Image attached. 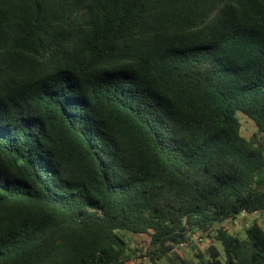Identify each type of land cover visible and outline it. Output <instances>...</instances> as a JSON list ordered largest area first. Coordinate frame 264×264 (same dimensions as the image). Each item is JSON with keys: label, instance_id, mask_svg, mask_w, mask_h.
I'll return each instance as SVG.
<instances>
[{"label": "trees", "instance_id": "trees-1", "mask_svg": "<svg viewBox=\"0 0 264 264\" xmlns=\"http://www.w3.org/2000/svg\"><path fill=\"white\" fill-rule=\"evenodd\" d=\"M263 213L264 0H0V264H264Z\"/></svg>", "mask_w": 264, "mask_h": 264}, {"label": "rangeland", "instance_id": "rangeland-1", "mask_svg": "<svg viewBox=\"0 0 264 264\" xmlns=\"http://www.w3.org/2000/svg\"><path fill=\"white\" fill-rule=\"evenodd\" d=\"M242 125H243L242 134L246 137L249 136V134L254 129L252 123L248 120H242ZM263 217H264V213H263ZM252 218L253 217L245 216L239 219V223L231 224V222H228L225 224V226L229 230L230 233L238 234L241 238H245L244 227L252 222L253 220ZM258 219H259L258 222L264 227V218L260 219L258 217ZM125 235H126V239L131 244L132 247L144 248L147 245V242H148L147 236L129 235V234H125ZM194 239H196V241H200L198 242V244L194 245L196 249L199 251H203V252H205L206 248L212 243L211 239H207L206 241L197 240L198 239L197 234H195ZM182 252L185 256L192 257L191 255L192 252L190 251L189 248L182 249ZM155 264H163V260H161L160 262H156Z\"/></svg>", "mask_w": 264, "mask_h": 264}, {"label": "crops", "instance_id": "crops-1", "mask_svg": "<svg viewBox=\"0 0 264 264\" xmlns=\"http://www.w3.org/2000/svg\"><path fill=\"white\" fill-rule=\"evenodd\" d=\"M259 217V216H258ZM260 219L264 218V217H259ZM239 223V222H238Z\"/></svg>", "mask_w": 264, "mask_h": 264}]
</instances>
